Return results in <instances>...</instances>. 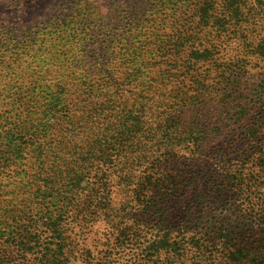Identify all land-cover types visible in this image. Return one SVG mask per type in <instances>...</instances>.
<instances>
[{
	"label": "trees",
	"instance_id": "trees-1",
	"mask_svg": "<svg viewBox=\"0 0 264 264\" xmlns=\"http://www.w3.org/2000/svg\"><path fill=\"white\" fill-rule=\"evenodd\" d=\"M241 1L225 0L216 37ZM80 2L49 16L41 36L0 28V106H13L0 126V264H264V100L251 118L247 104L233 114L205 101L212 83L194 73L166 92L173 66L158 57L188 52L189 73L212 48L194 30L175 28L174 40L131 18L126 29ZM212 8L199 7L204 26ZM232 147L220 181L203 170L214 164L198 165ZM9 169L16 179L4 182ZM212 197L226 215L208 217ZM102 223L116 235L96 258L88 233Z\"/></svg>",
	"mask_w": 264,
	"mask_h": 264
},
{
	"label": "rangeland",
	"instance_id": "rangeland-1",
	"mask_svg": "<svg viewBox=\"0 0 264 264\" xmlns=\"http://www.w3.org/2000/svg\"><path fill=\"white\" fill-rule=\"evenodd\" d=\"M80 1V3L86 7L97 8L98 11L108 19L110 24L122 25L123 28L128 29L127 22H131V19H136L135 22H143L144 30L154 31L158 28H164V36H166V38L170 37L174 40L176 37L175 28L180 27V32L190 29L194 30V37H196L197 44H199L200 48L206 46L212 48L213 55L210 58L201 59L199 61H194L193 59L190 60L189 65L194 66V69L189 70V73L185 67L188 64V52L180 54V58L175 61L174 59L178 56H175V54L170 51L166 53L167 56L158 57L157 61L163 62V68L165 66H173L167 73L168 83L166 92H169L172 88L181 83H188L190 76L188 74L194 73L199 77L204 75L206 80L212 83V86L206 91L205 101L212 100L211 104L215 105L220 103L228 104L232 106L229 110L232 111L233 114L238 110L235 108L236 106L240 107L239 104L241 103L247 104L249 108L251 107V109H249V116L251 118L257 110L253 107L255 101L258 99L264 100V50L261 48V45L264 46V0L241 1L239 3L241 6L239 17L232 14L231 18L228 19L227 30L224 31L219 38L216 37L217 32L211 25L217 17H221L220 14H223V4L225 0H212L217 9H209L211 16L209 26H204L200 23V17L198 14L199 7L205 4L206 1L210 0ZM71 2H73V0H0V28L4 27L9 31L14 29L22 30L25 28H32L35 31H39L38 34L41 36L42 28L44 27L47 18L59 12H68V9L72 7ZM244 2L245 5H243ZM147 14L148 16H146ZM10 35L11 34L9 33L6 36ZM150 38L151 37L147 39ZM69 65V63L65 62L59 67L64 70L67 69ZM55 76H57V74L52 76L46 75L43 76V80L45 81L47 78L51 77L56 79ZM226 77L231 79L229 84L224 81L219 83V80H224ZM226 85L228 88H226ZM226 90L228 94H230V97L224 101L222 98L225 96ZM192 91L194 93L197 92L195 88H193ZM2 100L9 99L5 98ZM12 107V104H7L2 107L0 106V111L5 116L1 119L3 121L0 123L2 130L11 127L10 124V126L5 128V124L6 119L13 114L8 112L12 111ZM227 113L224 115V118L232 116ZM11 120H14V118H11ZM244 124H247V119L244 120L243 126ZM227 136V131H222L217 138L219 142H221ZM238 149L239 147L227 149L225 160L221 156L209 157L208 160H204L202 157L198 160V165L203 166L207 163L214 164V170H208L207 165H204L206 166V169L203 170L205 172L208 171L210 175L213 172L220 181L221 177L228 172L227 167H233V165H230V162L234 161ZM217 155L222 154L219 153ZM9 170L12 176L11 178H5L4 182L16 179V177H14L13 169ZM10 185L14 187V183ZM16 201L19 202L20 198L16 199ZM207 201L208 206L206 210L208 217H220V215H226L223 203L218 202L213 199V197L208 198ZM180 207L179 212L185 209L184 206ZM210 208L213 209L211 210ZM196 210L199 211V208ZM187 215L191 214L187 213ZM134 216L135 222L138 223V219L141 217L140 213H137V215L134 213ZM148 224L151 225L149 222ZM138 227L139 226H136V224H133L134 230H139ZM199 227L201 228L200 225ZM97 228L98 227H93V229L90 228V232L88 233L89 244H91L92 251L96 258L99 256L103 257L108 245L113 247L112 245L116 235L112 234V236H109L104 233V223H102L98 233H96ZM129 236L131 237V235ZM99 237H101L102 240H100V243L96 246V239ZM105 237H108L110 243L105 242ZM126 247L128 248V246ZM121 252L124 255L125 253L130 252V250H121ZM136 255L137 254H135V256ZM140 255L142 257V253ZM117 258L118 260L121 259L119 257Z\"/></svg>",
	"mask_w": 264,
	"mask_h": 264
}]
</instances>
